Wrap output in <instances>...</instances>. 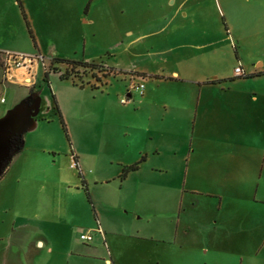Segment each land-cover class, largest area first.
Returning <instances> with one entry per match:
<instances>
[{
    "label": "rangeland",
    "instance_id": "1",
    "mask_svg": "<svg viewBox=\"0 0 264 264\" xmlns=\"http://www.w3.org/2000/svg\"><path fill=\"white\" fill-rule=\"evenodd\" d=\"M21 5L26 19L15 0H0V48L24 50L30 18L59 58L102 66L68 70L77 83L88 84L83 87L57 76L70 69L63 63L46 60L50 83L40 67L35 73L44 108L36 133L48 140L52 158L72 149L79 156L90 187L74 171L94 228L92 190L102 198L110 194L118 148L128 143L123 155L131 158L130 150L141 143L148 150L141 161V192L132 180L125 194L109 196L117 205L111 204L112 212L128 208L131 212H123L128 216L133 208L144 210L142 229L151 238L141 247L149 250V264H264V0H21ZM238 65L241 76L234 71ZM212 76L218 80L205 84ZM25 89L2 81L0 72V97L6 100L0 102V117ZM119 106L133 109L127 113L128 135L113 125L112 110ZM93 177L99 179L94 185ZM89 231L93 238L100 234ZM174 242L181 250L169 259L164 252Z\"/></svg>",
    "mask_w": 264,
    "mask_h": 264
},
{
    "label": "crops",
    "instance_id": "2",
    "mask_svg": "<svg viewBox=\"0 0 264 264\" xmlns=\"http://www.w3.org/2000/svg\"><path fill=\"white\" fill-rule=\"evenodd\" d=\"M15 1L23 9L21 0ZM29 23L30 44L24 50L18 51L40 53L45 60L60 57L53 42L48 45L49 42L44 36H38L44 34L37 32L36 27L31 25L30 18ZM49 73L47 81L50 83ZM173 75L178 77L175 71ZM217 80V77L212 76L204 83H214ZM38 83L35 77V86L32 88L19 84L26 89L17 95L13 106L22 99L39 96ZM127 96H131L128 90ZM5 102L4 99L3 103ZM42 111L44 112V108L40 99L39 113L34 117L33 123L23 130L21 149L10 158L0 175V264H149V250L141 247L144 241L151 238V235L142 229L141 220L144 217V210L133 208L131 213L133 215L128 216H123V212H131L128 208L125 211L112 212L111 204L114 202L109 196L120 197L125 194L132 180L133 187L136 186L138 192H141L143 184L139 176L142 174V162L122 180L115 181V179L117 180L121 173L120 166L133 164L140 159L142 153L146 161L147 148L138 143L130 150L131 158L123 155L130 149L128 143L118 148L116 161L119 167L113 174L115 183L108 188L110 194L102 198L95 194L94 189L91 194L94 220L103 227L104 234L95 235L90 242L82 241L79 238L82 231L94 230L97 226L94 228L91 217L93 214L79 189L80 179L74 171L78 169L71 166L74 157L83 180L87 182L88 187L90 184L81 168L79 156L72 148L70 155L64 151L52 158L49 154L52 148L48 140L40 133H36L41 126L40 119L44 118ZM112 111H115L117 116V121L113 122V125L115 127L118 125L117 127L128 135L130 124L127 120L133 109L119 106ZM164 114L163 111L161 120L165 118ZM152 153L158 154L159 149L154 147ZM57 156H63V159ZM137 177L138 180H135ZM107 179L100 181L106 183ZM92 180L93 185L99 181L95 177ZM121 201L124 202V199ZM176 236H180L179 233L174 234V241L177 240ZM175 244L174 242L167 253L164 252L169 259L177 256L181 250V243L178 247Z\"/></svg>",
    "mask_w": 264,
    "mask_h": 264
},
{
    "label": "built area",
    "instance_id": "3",
    "mask_svg": "<svg viewBox=\"0 0 264 264\" xmlns=\"http://www.w3.org/2000/svg\"><path fill=\"white\" fill-rule=\"evenodd\" d=\"M45 62L46 60L40 53H25L0 48L1 80L25 86H33L35 84L36 68L40 67L44 73L46 71ZM234 71L238 75H241L243 72L239 65L234 68ZM141 86L138 85V87ZM126 101L127 99L125 98L121 99L122 103H126ZM0 102H4V97H0ZM71 166L78 167L75 159ZM93 231L103 235L102 229L98 224ZM79 238L82 241L90 242L93 240V234L91 231L82 232Z\"/></svg>",
    "mask_w": 264,
    "mask_h": 264
},
{
    "label": "water",
    "instance_id": "4",
    "mask_svg": "<svg viewBox=\"0 0 264 264\" xmlns=\"http://www.w3.org/2000/svg\"><path fill=\"white\" fill-rule=\"evenodd\" d=\"M40 97L22 99L0 117V175L10 158L11 138L29 127L39 113Z\"/></svg>",
    "mask_w": 264,
    "mask_h": 264
},
{
    "label": "trees",
    "instance_id": "5",
    "mask_svg": "<svg viewBox=\"0 0 264 264\" xmlns=\"http://www.w3.org/2000/svg\"><path fill=\"white\" fill-rule=\"evenodd\" d=\"M21 10H22L21 12H22V14H23V16H24V18H25L24 10H23V9H21ZM26 23H27V22H26ZM27 27H28V23H27ZM28 29H29V28H28ZM29 30H30V29H29ZM54 63H58V64L63 63V64H66L70 69H67V68L65 67V68H66L65 71H64L63 73H60V74H59V77L62 78V79H71V81H72L75 85H78L79 87H83V86L88 85V84H86V83H82V82H81V83H77L74 79H72V77H71L70 74H69V71L72 70L73 67H75L76 65H80V66H83V67H85V68H86V67H92V68H95V67L99 66V68H100L99 70H101V68H102L101 65H98V64H96V63H94V62H88V61H83V60L66 59V58H59V57H54V58H52V59L50 60V64H51V65H53ZM55 68H56V67H53V69H55ZM68 70H69V71H68ZM106 72H107V71H106ZM107 73H108V72H107ZM107 73H105V74H107ZM43 76H44V80L47 81V80H48V74L46 73V71L44 72ZM105 76H107V75H105ZM210 82H214V81H210ZM90 87H91V88H95V87L92 86V85H90ZM30 93H32V90H31V89H30ZM26 99H29V98H26ZM52 100H53V108L55 109L57 115L59 116L60 121H61V123H62V125H63V127H64V130H65V125H64V122H63V118H62V115H61V113H60V110H59V108H58V106H57V103H56V100H55L53 94H52ZM22 145H23V132H21V133L18 134V135H15V136H13V137L11 138L10 158H11L15 153H17V152L21 149ZM10 158H9L7 161H5L4 168H5V166L8 164ZM74 159H75V161H76V158H75V157H74ZM142 160H144V155L141 156V158H140L138 161L134 162L133 164H131V165H127V166H124V167L121 169V173H120L119 176H120L121 178H123V177L128 173V171L136 170V169L138 168L139 163H140ZM76 168L78 169V173H79V175L81 176V173H80L79 168H78V167H76ZM88 199H89V201H90V197H89V195H88Z\"/></svg>",
    "mask_w": 264,
    "mask_h": 264
}]
</instances>
